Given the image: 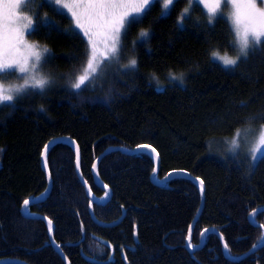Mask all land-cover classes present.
I'll return each mask as SVG.
<instances>
[{"label":"trees","instance_id":"obj_1","mask_svg":"<svg viewBox=\"0 0 264 264\" xmlns=\"http://www.w3.org/2000/svg\"><path fill=\"white\" fill-rule=\"evenodd\" d=\"M185 7L186 0H179L162 15V0H157L142 22L121 36L119 60L109 64L104 59L76 89L72 85L84 74L91 45L81 29L74 30L71 13L48 0L43 6L41 0H29L21 8L0 4L6 17L19 23L28 22L25 16L33 20L35 32L29 35L27 29L26 39L47 46L39 72L49 80L43 90L30 89L0 104V258L66 264L50 241L48 223L22 211L24 200L46 189L41 157L48 141L58 136L78 142L81 170L97 196L105 191L92 168L102 152L112 145H153L160 155V177L185 169L205 182V206L193 243L209 226L220 229L234 256L261 241L264 230L249 217L255 212L256 222L264 224V213L257 211L264 207V155L256 162L243 142L235 152L229 142L237 129H252V137L264 125V44L246 60L225 66L211 52L237 54L226 20L209 25L200 6L180 22ZM141 31L148 36L141 38ZM131 59L136 66L126 67ZM92 75L98 78L92 80ZM0 83L7 88L24 81L10 76ZM76 159L68 142L50 147L53 189L29 207L54 222L55 238L72 264H264V244L233 260L215 232L201 248L190 250L186 241L200 190L185 177L156 184L149 152L112 150L101 159L99 175L113 191L105 204L88 195ZM91 204L102 220H116L124 209L126 214L120 223L102 226L92 219Z\"/></svg>","mask_w":264,"mask_h":264},{"label":"snow or ice","instance_id":"obj_2","mask_svg":"<svg viewBox=\"0 0 264 264\" xmlns=\"http://www.w3.org/2000/svg\"><path fill=\"white\" fill-rule=\"evenodd\" d=\"M178 2L179 0H162L163 9L161 14H168L174 8L175 3ZM3 3L21 8L27 5L29 0H0V4ZM48 3L54 7L59 6L61 11L67 9L71 13L70 19L75 20L74 30L81 29L83 35L88 37V44L91 45V52L87 48L85 52L87 67L83 69L84 74L79 75L77 82L72 85V87L79 89L89 79V74L96 73L99 67V65L94 66L96 45L93 36L102 34L105 39L110 36L111 48L107 56V62L110 64L118 61L121 52V36L127 35V31L132 24L142 22L143 15L151 10V6L156 4L157 0H48ZM186 3L188 7H185L180 13V22L190 18V11L193 7L203 6L201 11L206 16L209 25L221 18L228 23L229 33L232 35L230 45L236 51V56L231 57L227 52L221 55L219 50L211 52V56L221 61L223 65L235 66L241 58L246 60L250 52H255L264 44V6L257 7V0H186ZM260 4L264 5V0H260ZM41 6H43V0H41ZM225 9L228 10L227 15H225ZM63 14L67 16V13ZM23 19L28 21L23 27L28 29L29 35H32L35 32L33 20L27 16ZM45 19H47L46 16ZM12 23L13 21H6L0 16V80L15 76L17 79H22L24 83L11 85L7 88L3 83H0V104H4L6 101L11 102L14 96L20 97L30 89L43 90L49 83L48 78L40 75L39 72L42 64L46 62L47 46L27 44L18 32L14 34L11 27ZM147 36V31H141V38ZM21 47L28 50V56L23 60L17 58ZM136 63L135 59H131L126 67H135ZM17 72L20 75H17ZM97 78V75L91 77L92 80ZM249 131V129L236 130L235 135L229 142L231 144L230 151L235 152L240 148L241 142L248 146ZM262 146H264V125H261L252 146L248 148L253 154V159L256 158L257 153L264 155V147ZM47 147L45 145V149ZM140 147L148 148L149 146L142 145ZM152 151L154 152L155 149H152ZM105 187L107 186L105 185ZM23 203L26 206L29 204V200H24ZM259 211L264 213V208ZM255 215L256 213L253 212L249 217L253 224H256ZM49 225H51V221H49ZM261 240H264V236L261 237ZM189 246L191 245L189 244ZM225 248H227V244H225Z\"/></svg>","mask_w":264,"mask_h":264},{"label":"water","instance_id":"obj_3","mask_svg":"<svg viewBox=\"0 0 264 264\" xmlns=\"http://www.w3.org/2000/svg\"><path fill=\"white\" fill-rule=\"evenodd\" d=\"M58 142H68L74 147L75 152H76V157H77L76 162H77L78 175L82 179V181H83V183H84V185L86 187L88 195L95 202H98V203H106L107 200L112 195V188L109 185H107L101 179V177L99 175V172H98V165H99L101 159L107 153H109L112 150H121V151H123L125 153H129V154H135V153L145 152V151L149 152L152 155V157L154 158V163H155V169H154V171L152 173V177H153L154 181L156 183H158V184H161V183L173 178L172 176H174V175H176V176H186V177L192 178L195 181H197L199 183V187H200V191H201L200 207L198 209V213H197V215H196V217L194 219V222L190 226L189 235H188L187 243H186L187 247L190 250H192V251H195L196 249H199V248H201L204 245L205 236H206V234L209 231H215L219 235V237L221 238L222 243H223L225 254L228 257H230L231 259H234V260H240V259L245 258L247 255L255 252L258 248H260L264 244V240H261L257 245H255V247H252L250 250H248L247 253H245L243 255H240V256H235V257L231 256L230 253L228 252V249L225 248L226 241L224 239V236L218 230V228L211 226V227H208V228L203 230L202 236H201V241H200L199 245L196 246V247L192 246L190 240H191V236H192L193 227H194L195 221L197 220V217L200 215L201 211L204 208V204H205V197H206L205 183H204L203 179H201L200 177L192 175L190 172H188L185 169H173V170H170V171H168V173L163 178L156 179L155 175L158 173L159 168H160V155H159L158 150L153 145L148 144V143L139 144L138 146L133 147V148H127V147L120 146V145H112V146L108 147L101 155L98 156V158L94 162V165H93L92 169H93V172H94V178H95L96 182L107 192V198L106 199H101V198L96 197L94 195V192L91 189L90 183L88 182V180L84 176V174H83V172L81 170V167H80L81 149H80V146H79L78 142L75 139H73L72 137H69V136H58V137H55V138L51 139L46 144L48 147H47V149H45V147H44L43 153H42L43 165H44V169L46 171L47 180H48V188L41 196H35V197H30V198L26 199V200H29V204L25 206L24 203H23L22 211L25 214H27L28 216L38 217V218L44 219L48 223V225H49V221H51V225H49L51 227V230H50V241L53 244V246L64 257V259H65L67 264H72V263H71L70 259L68 258V256L63 251L61 244L58 243L56 238H55V234H54L55 224H54V222L50 218H48L46 215H44V214H41V213H38V212H29L30 211L29 210V206L34 204V203H36V202H40V201L46 199L47 196L50 194L52 188H53V177H52V173L50 172V169H49V167L47 165L46 158H47V153H48L50 147L52 145H54L55 143H58ZM142 145H148L149 147L148 148L140 147ZM152 149H155V151L153 152ZM176 176H174V177H176ZM105 185L107 187H105ZM262 208H264V207L258 208L257 211H259ZM116 223H118V220L115 221V222H111V223H103V222H101V224H104V225H114ZM256 224H258V222H256ZM205 230H207V231H205ZM189 244L191 246H189ZM57 245H59V247H57ZM11 262H22L24 264H30V263H28L26 261H22V260L16 259V258H9V257L0 258V264H6V263H11Z\"/></svg>","mask_w":264,"mask_h":264},{"label":"bare ground","instance_id":"obj_4","mask_svg":"<svg viewBox=\"0 0 264 264\" xmlns=\"http://www.w3.org/2000/svg\"><path fill=\"white\" fill-rule=\"evenodd\" d=\"M55 138V137H54ZM53 139V138H52ZM49 142V141H48ZM56 144V143H55ZM70 144V143H69ZM103 153V152H102ZM101 153V154H102ZM100 154V155H101ZM41 159H42V157H41ZM46 161H47V158H46ZM41 162H42V165H43V160H41ZM47 165H48V163H47ZM48 167H49V165H48ZM43 168H44V165H43ZM50 169V168H49ZM154 169H155V166H154ZM45 170V169H44ZM154 171V170H153ZM159 171H160V168H159ZM159 171H158V173L155 175V177H156V179H161V178H163L164 176H162V177H160L159 176ZM46 172V171H45ZM51 172V171H50ZM153 173V172H152ZM47 176V175H46ZM174 176H176V175H174ZM174 176H172L173 178H171V179H169V180H167V181H165V182H163V183H161V184H158V183H156L155 181H154V179H153V177H152V180L156 183V184H158V185H164V184H167V183H170V181H172V179H174V178H177V177H185V178H188V179H190L191 181H193V182H195V184L197 185V187L199 188V190H200V187H199V183L197 182V181H195L194 179H192V178H189V177H186V176H176V177H174ZM195 176V175H194ZM53 177V176H52ZM81 179V178H80ZM202 179V178H201ZM48 181V180H47ZM81 181H82V179H81ZM204 181V180H203ZM83 182V181H82ZM205 183V182H204ZM53 186H54V180H53ZM47 188H48V184H47V186H46V189L41 193V194H39L38 196H41L46 190H47ZM53 189V188H52ZM52 191V190H51ZM105 191V190H104ZM51 193V192H50ZM107 192L105 191L102 195H100V196H97L96 194H94L96 197H98V198H101V199H106L107 198V195H105ZM112 193H113V191H112ZM49 196V195H48ZM47 196V197H48ZM111 197H112V195H111ZM111 197L107 200V202L111 199ZM200 197H201V191H200ZM206 198V197H205ZM92 199V198H91ZM45 200V199H44ZM43 201V200H42ZM92 201L93 202H95L93 199H92ZM95 203H98V202H95ZM98 204H105V203H98ZM204 206H205V204H204ZM30 207V206H29ZM199 207H200V205H199ZM199 209V208H198ZM204 209V208H203ZM203 211V210H202ZM202 211H201V213H200V215L197 217V220L195 221V224H194V227H195V225H196V223L198 222V220H199V218H200V216H201V214H202ZM29 212H32V211H29ZM197 213H198V210L196 211V214L194 215V217H193V219H192V222H191V224L194 222V219H195V217H196V215H197ZM90 214H91V217H92V219L94 220V222H96V223H98L99 225H102V226H106V227H108V226H113V225H104V224H101V222H103V223H111V222H115V221H117L118 220V223H120L123 219H124V216H125V214H126V210L124 209L123 210V212H122V214L120 215V217L118 218V219H116V220H113V221H106V220H102V219H99L98 217H97V215H96V213H95V210H94V208H93V204H91V206H90ZM25 215H27V214H25ZM28 216V215H27ZM29 217H32V216H29ZM118 223H116V224H118ZM116 224H114V225H116ZM257 225H260V226H264V224L263 223H258ZM191 226V225H190ZM194 227H193V230H194ZM209 227H211V226H209ZM213 227H216V226H213ZM206 228H208V227H206ZM206 228H204V229H206ZM217 228V227H216ZM203 229V230H204ZM262 229L264 230V228L262 227ZM48 230H49V238H50V226H48ZM189 230H190V228H189ZM203 230H202V232H203ZM218 230L220 231V229L218 228ZM202 232H201V236H202ZM210 232H215V231H209L207 234H206V236L210 233ZM221 232V231H220ZM216 233V232H215ZM54 234H55V230H54ZM192 234H193V231H192ZM223 235V234H222ZM206 236H205V240H206ZM219 236V235H218ZM264 236V235H263ZM221 239V238H220ZM225 239V238H224ZM200 241H201V238H200ZM222 241V240H221ZM190 242H191V245L192 246H194V247H196V246H198L199 245V243H193L192 242V236H191V240H190ZM186 243H187V241H186ZM223 244V243H222ZM61 246H62V244H61ZM62 249H63V247H62ZM227 249H228V247H227ZM57 250V249H56ZM63 251L65 252V254L68 256V258L70 259V257H69V255L67 254V252L63 249ZM57 252L60 254V252L57 250ZM229 252V251H228ZM248 251H246V252H244V253H242V254H240V255H243V254H245V253H247ZM254 253V252H253ZM252 254V253H251ZM251 254H249V255H251ZM61 255V254H60ZM231 255V254H230ZM240 255H236V256H240ZM249 255H247V256H249ZM231 256H234V255H231ZM246 256V257H247ZM61 257L64 259V257L61 255ZM235 257V256H234ZM3 258H5V257H3ZM9 258H16V259H20V260H22V261H26L25 259H21V258H17V257H9ZM93 260H95V261H98L97 259H93ZM105 260V259H104ZM99 260L100 262H107L108 260ZM234 260V259H233ZM64 261H65V259H64ZM70 261H71V259H70ZM26 262H28V261H26ZM11 263H18V264H24V263H22V262H11ZM28 263H30V262H28ZM65 263H66V261H65ZM71 263H72V261H71ZM7 264V263H6ZM31 264V263H30ZM67 264V263H66Z\"/></svg>","mask_w":264,"mask_h":264},{"label":"rangeland","instance_id":"obj_5","mask_svg":"<svg viewBox=\"0 0 264 264\" xmlns=\"http://www.w3.org/2000/svg\"><path fill=\"white\" fill-rule=\"evenodd\" d=\"M0 16H2L6 21L7 20L13 21L11 27L14 31V34H17V32H18V34L23 37V40L27 44H32L26 39L27 29H25L23 27L27 23H25V22L19 23L18 21H15L14 19L6 17L2 14H0ZM93 41L96 45V57L94 60V66H96V65H99L104 59L107 58V56L109 54V50L111 48V37L109 36L107 39H105L104 35H102V34L101 35H94ZM27 56H28V50L21 47V50L18 53L17 58L23 60ZM245 129H248V128H245ZM240 130H244V129H240ZM249 130L250 131L248 133V140L251 138V143H249L247 147L252 146V142L255 140V137L258 135L257 134L258 132H257L255 135H252V137H251V133H252L251 130L252 129H249ZM262 147H264V146H262ZM259 157H261V154L257 153L254 161L257 162V160H259Z\"/></svg>","mask_w":264,"mask_h":264}]
</instances>
